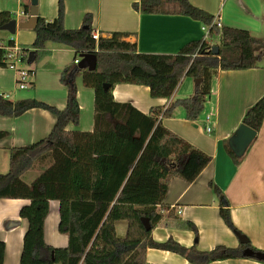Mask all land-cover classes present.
<instances>
[{"label": "trees", "instance_id": "1", "mask_svg": "<svg viewBox=\"0 0 264 264\" xmlns=\"http://www.w3.org/2000/svg\"><path fill=\"white\" fill-rule=\"evenodd\" d=\"M133 8L142 14L173 12L202 22L211 33L221 35L219 54L213 56V49L202 42L187 44L175 56L137 53L135 44L121 40L125 36L121 33L95 41L90 15L84 17L80 29L65 28L63 0H59L57 18L51 21L38 18L37 28L33 30L36 37L29 47L37 60L44 55L48 43L61 44L80 54H95L97 68L93 72L80 71L77 67L64 70L61 81L67 86L68 100L62 111L36 100L13 103L0 92V116L19 117L38 108L49 111L56 119L47 138L13 149L9 171L0 174V199L31 202L20 211L21 218L27 219L29 225L21 264H148V248L172 251L193 264H208L243 258L242 251L250 247H217L202 253L173 241L158 244L152 240L151 233L161 225L188 228L197 233L195 226L182 222L172 211L161 212L160 208L173 178L192 183L211 162L210 156L163 127L162 119L171 117L175 108L182 107L186 120H199L218 70L256 68L251 36L245 30L219 29L213 25L211 14L188 0H140ZM11 20L14 18L9 13H0V26ZM202 53L207 56H199ZM0 68L6 67L0 64ZM79 73L83 74L85 87L95 92L93 132L66 130L69 124L79 125L75 85ZM184 76L202 82L193 96L175 101L165 111L151 110L149 115H144L129 104L114 102L112 89L120 83L144 85L150 88L153 98L169 99ZM104 84L110 88L105 90ZM263 123L264 96L246 111L241 125L259 132ZM5 137L6 133L0 132V139ZM225 148L239 164L241 157L235 155L229 143ZM45 157L52 159V165L32 185L25 184L22 175ZM210 186L219 200L225 224L241 235L231 222L228 200L212 183ZM50 201L60 204L59 232L69 239L64 249H54L44 241ZM142 218L149 219L150 231H146ZM119 221L128 224L122 239L116 234ZM5 251V244L0 242V264L4 263Z\"/></svg>", "mask_w": 264, "mask_h": 264}, {"label": "crops", "instance_id": "2", "mask_svg": "<svg viewBox=\"0 0 264 264\" xmlns=\"http://www.w3.org/2000/svg\"><path fill=\"white\" fill-rule=\"evenodd\" d=\"M214 17L223 27L247 31L253 41L257 58L256 68L248 70H218L212 80V88L205 103V110L197 121L185 118V111L177 107L162 125L211 157V162L192 183L173 178L160 211L174 212L184 223L197 229L161 225L151 233L158 244L173 241L187 249L195 247L208 253L217 247L245 249L264 253V123L256 138L249 145L239 164L228 155L225 144L229 143L242 124L246 111L264 96V65L256 54L255 45L264 48V1L263 0H188ZM64 26L68 30L80 29L86 15L91 16L93 33L100 38H111L113 33L124 34L121 38L135 44L137 53L175 56L189 43L204 42L208 49L220 47L218 32L206 34L202 22L188 16L175 14H142L133 8L140 0H63ZM31 0H0V13H9L18 23L29 17ZM28 6V10H26ZM59 0H38L39 17L51 21L58 16ZM24 12L25 15L21 13ZM15 39L0 40L4 44H17L29 48L35 40L33 30H16ZM206 39L205 41H203ZM219 51V50H218ZM44 55L34 62L35 76L28 79V87H17V74L10 68H0V92L10 102L36 100L64 110L67 107L68 89L61 81L65 69L77 67L80 53L61 44L48 43ZM208 52V51H207ZM198 53V52H197ZM199 55V54H198ZM197 55L195 54L193 58ZM199 56H207L202 53ZM198 56V57H199ZM213 56H218L213 53ZM79 69V68H78ZM89 71L88 69H79ZM93 72V71H91ZM193 77L184 76L171 98H153L150 88L129 83L116 84L112 89L114 102L129 104L144 115L151 110H166L177 100L188 99L196 92ZM80 109L79 125L69 124L67 131L93 132L95 119V92L86 88L83 74L75 77ZM210 116L212 132L207 133V117ZM56 124L55 117L47 110L31 109L19 117L0 116V174L10 169L11 151L35 144L49 136ZM52 165V159L37 160L22 175L21 180L33 182ZM217 187L229 202L231 222L245 236L247 244H241L238 234L229 228L220 215L219 200L210 186ZM31 202L25 199H0V242L6 246L3 264H21L24 236L28 220L21 218L20 211ZM60 204L49 202L45 220L44 241L54 249L69 245L66 235L59 232ZM128 224L116 223V234L124 238ZM244 249V250H245ZM243 250V251H244ZM242 251V253H243ZM148 264H193L180 254L168 250L148 248ZM208 264H264L255 258L225 259Z\"/></svg>", "mask_w": 264, "mask_h": 264}, {"label": "water", "instance_id": "3", "mask_svg": "<svg viewBox=\"0 0 264 264\" xmlns=\"http://www.w3.org/2000/svg\"><path fill=\"white\" fill-rule=\"evenodd\" d=\"M38 0H31L30 10H29V17L26 21L17 22L16 20H11L10 22L0 26V31H7L11 34H15L17 29L21 30H35L38 25ZM219 48L214 47L213 53L215 55L219 54ZM81 61L78 65L79 69H88L89 71H95L97 68V56L93 53H82L80 54ZM36 61V55L34 52H31L29 58L27 60L28 64H33ZM202 82L201 79L196 80V86L200 85ZM104 89L108 90L110 88L109 85L104 84ZM257 132L245 125H241L236 132V135L230 139L229 146L231 147L232 151L235 153L237 157L243 156L249 145L253 142L256 138ZM142 224L145 227L146 231L151 230L150 221L148 218H142ZM241 244H247L248 240L243 235H238ZM243 255L247 258H255L257 260L264 262V253L262 252H255L252 249H245L243 251Z\"/></svg>", "mask_w": 264, "mask_h": 264}, {"label": "built area", "instance_id": "4", "mask_svg": "<svg viewBox=\"0 0 264 264\" xmlns=\"http://www.w3.org/2000/svg\"><path fill=\"white\" fill-rule=\"evenodd\" d=\"M22 15H25L24 12L21 13ZM213 25H216L218 28L221 27V25L215 20L213 21ZM203 30L206 34V39L208 38V34L210 32L209 27H204ZM92 37L95 41H98L100 39V36L98 33H93ZM204 39L203 41H205ZM204 43V42H202ZM30 48L23 47L17 44H4L0 43V64L4 65L6 68H10L14 70L17 74V87L19 89H26L28 87V79L35 76L36 71L34 69H27L25 68V65H28L27 60L30 55ZM80 60H75V64L79 65ZM213 129V126L210 124V116L207 117V127L205 128V131L207 133H211Z\"/></svg>", "mask_w": 264, "mask_h": 264}, {"label": "rangeland", "instance_id": "5", "mask_svg": "<svg viewBox=\"0 0 264 264\" xmlns=\"http://www.w3.org/2000/svg\"><path fill=\"white\" fill-rule=\"evenodd\" d=\"M15 38H16L15 34H11V33L7 32V31H0V40L7 41V39H15ZM254 48H255L256 54L261 56L260 64L264 65V48L262 46H258V45H255ZM36 66L37 65L35 63H33V64L25 65V68H27V69H35ZM192 81H193V84H195L196 79L193 78Z\"/></svg>", "mask_w": 264, "mask_h": 264}]
</instances>
